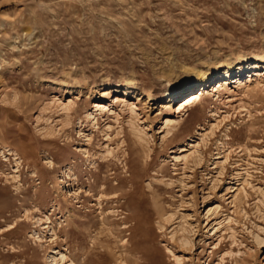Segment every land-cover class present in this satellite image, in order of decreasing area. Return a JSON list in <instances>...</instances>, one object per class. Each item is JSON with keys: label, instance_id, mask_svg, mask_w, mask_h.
I'll list each match as a JSON object with an SVG mask.
<instances>
[{"label": "rangeland", "instance_id": "obj_1", "mask_svg": "<svg viewBox=\"0 0 264 264\" xmlns=\"http://www.w3.org/2000/svg\"><path fill=\"white\" fill-rule=\"evenodd\" d=\"M263 65L264 0H0V264H264Z\"/></svg>", "mask_w": 264, "mask_h": 264}, {"label": "bare ground", "instance_id": "obj_2", "mask_svg": "<svg viewBox=\"0 0 264 264\" xmlns=\"http://www.w3.org/2000/svg\"><path fill=\"white\" fill-rule=\"evenodd\" d=\"M232 64L233 62H229L227 64L226 70L223 72V74H220V75L215 74L216 68H213V67H206V69H200V68L193 67L188 72H186L182 77L177 79L174 90L168 92L167 98H171L168 103H171L173 100H175L176 103L184 104L187 106V105H191L194 102H198L199 100H201L204 97L205 93H207L210 87H213L212 89L216 91L219 89H223V88L229 89L227 85L231 81L229 79V76L233 69ZM256 67H259V65H256ZM263 68H264V65H263ZM242 70H243V66H240L238 69L239 75L241 74ZM256 72H255L256 73L255 76L260 75L258 71ZM252 75H250V78L248 81L252 79L251 78ZM215 77L217 78L215 79ZM254 80H258V78H255ZM236 82L238 83L240 87V85L242 84L241 79H237ZM185 107H183V109ZM190 146L194 147L195 145L192 143Z\"/></svg>", "mask_w": 264, "mask_h": 264}]
</instances>
